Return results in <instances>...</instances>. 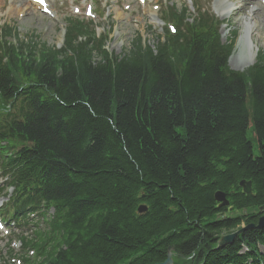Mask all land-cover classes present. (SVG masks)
<instances>
[{"label": "trees", "instance_id": "16d2710c", "mask_svg": "<svg viewBox=\"0 0 264 264\" xmlns=\"http://www.w3.org/2000/svg\"><path fill=\"white\" fill-rule=\"evenodd\" d=\"M166 14L176 35L119 56L79 18L62 50L0 31V168L14 220L47 225L20 237L25 264H159L171 247L174 264H264V229L218 249L264 216V51L233 71L238 30L223 42L210 14Z\"/></svg>", "mask_w": 264, "mask_h": 264}, {"label": "rangeland", "instance_id": "374dc122", "mask_svg": "<svg viewBox=\"0 0 264 264\" xmlns=\"http://www.w3.org/2000/svg\"><path fill=\"white\" fill-rule=\"evenodd\" d=\"M91 1L55 0L51 10L52 14L46 15L27 1L22 13L11 11L12 0H5V3L0 6V25H10L16 28L15 38L17 39L18 35L20 40L28 44L36 46L37 43H40L49 47H60L64 43L65 22L67 23L68 19L76 15L84 18L86 5L92 4L96 11L97 5L100 4L101 8L96 11L97 17L93 19V22L100 27L99 31L111 30L107 48L119 56L128 52L134 40L139 36L144 43L151 46L155 45L158 37L163 36L162 5L167 3L170 8L175 10L186 7L190 9V18L197 15L194 8L195 0H156L147 6L140 5L137 0ZM196 1L209 9L220 20L226 22L220 33L223 42L228 41L232 31H239L237 45L230 58V67L237 71H245L251 67L253 64L244 68L250 61L251 53L255 54L257 59V54L264 51V0ZM156 6H159V10H155ZM75 7L80 10L78 14L74 12ZM103 13L105 14L104 18H102ZM52 16H55L56 19H53ZM243 39H245V43L242 44ZM161 40L164 41V38ZM242 48H245L244 51ZM246 48H250V50ZM248 137L254 143L255 155H258V142L254 140L251 130H249ZM8 193L4 196L5 199L0 200V205H5L8 202L12 189ZM29 221L31 222V220ZM35 222V220L32 221V223ZM44 227L46 226L44 225ZM32 229L36 230L34 227ZM22 235L30 237L29 228ZM8 247V236L0 232V264H2L1 260L7 257L5 250Z\"/></svg>", "mask_w": 264, "mask_h": 264}, {"label": "water", "instance_id": "95a60500", "mask_svg": "<svg viewBox=\"0 0 264 264\" xmlns=\"http://www.w3.org/2000/svg\"><path fill=\"white\" fill-rule=\"evenodd\" d=\"M240 186L243 189V192L246 195H251L252 194V183L251 182H247V181H242L240 183ZM215 199L218 203H220V207L222 208H227L230 205V202L227 198V195L224 192H217L215 195ZM147 211V207L146 206H141L139 208V213H145ZM257 228L259 230H263L264 229V216H262L259 220V224L255 227V226H249L246 228L241 229L240 231L234 233V234H230V235H226L223 236L220 241L218 242V249L219 248H224L228 245H231L234 243L236 237H238L239 235H241L243 232L249 230V229H254ZM173 252H174V248L171 247L168 251L167 254V259L165 262L163 263H159V264H174V260H173Z\"/></svg>", "mask_w": 264, "mask_h": 264}, {"label": "bare ground", "instance_id": "6f19581e", "mask_svg": "<svg viewBox=\"0 0 264 264\" xmlns=\"http://www.w3.org/2000/svg\"><path fill=\"white\" fill-rule=\"evenodd\" d=\"M26 1H27V0H12L11 10H12V11H17V12H19V13H22L23 10H24V8H25V6L27 5V4L25 3ZM28 1H29L32 5L38 7L37 5L33 4L30 0H28ZM49 2L52 3L53 0H48V3H49ZM3 3H5V0H0V6H1ZM246 5H247V4H246ZM248 5H249V4H248ZM49 8H51L50 4H49ZM253 12H254V10H253ZM256 18H257V16H256ZM243 43H245V39L242 40V44H243ZM244 49H245V48H242L243 51H244ZM246 49H249V50H250V48H246ZM250 57H251V58H250V61H249L248 63H246V65H245L244 68H246L247 66H250V65H252V64L255 63V61H256V56H255V54L251 53V56H250Z\"/></svg>", "mask_w": 264, "mask_h": 264}, {"label": "snow or ice", "instance_id": "6c2138e0", "mask_svg": "<svg viewBox=\"0 0 264 264\" xmlns=\"http://www.w3.org/2000/svg\"><path fill=\"white\" fill-rule=\"evenodd\" d=\"M40 2H41V3H43V2H44V0H40Z\"/></svg>", "mask_w": 264, "mask_h": 264}]
</instances>
